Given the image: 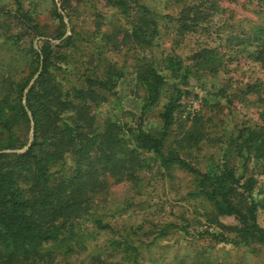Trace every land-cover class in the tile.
Wrapping results in <instances>:
<instances>
[{"label":"trees","instance_id":"obj_1","mask_svg":"<svg viewBox=\"0 0 264 264\" xmlns=\"http://www.w3.org/2000/svg\"><path fill=\"white\" fill-rule=\"evenodd\" d=\"M105 1L120 14L134 15L136 23L153 29L147 16H143L148 8L141 0ZM58 2L59 7L52 1L55 25L51 30H44L28 9H0V23L9 18L5 38L19 52L30 56V73L20 80L5 82L0 90V264H52L54 253L44 245L70 240L75 221L89 213L95 196L109 193L117 184L139 181V172L146 167L139 147L152 153L160 167H176L194 178L197 195L209 207L204 213L208 227L198 231L199 236H208L216 244L264 250V227L257 221L260 203L253 196L259 186L264 199V178L247 172L245 167L252 153L264 154V126L242 124L237 129L234 149L243 160L240 167L233 165L223 152L217 163L202 171L194 165L191 153L202 147L207 120L197 113L179 123L175 117L191 76L224 72V58L216 48L204 47L193 52L189 64L166 55L163 67L168 76L152 58L139 57L133 66L140 91L139 111L126 122L107 120L99 128L92 110L113 95L125 69L98 56L87 62L88 67L94 65L87 72L82 71L81 80L64 89L50 72L57 65V49L67 45L74 32L70 28L66 34V0ZM169 2L178 8L175 16L167 18L175 22L180 38L197 28L208 29L217 9L216 0ZM100 27L98 24L96 31ZM132 35L133 39L125 27L119 26L103 33L101 38L103 44L114 50L120 46L133 49L129 43L138 39L133 31ZM100 47L96 45L92 50L98 54ZM252 59L264 69V40ZM168 78L179 85L174 83L173 95L158 113L159 133L152 134L148 132L147 112L159 104ZM254 84L264 89L263 82ZM260 101L264 115V96ZM175 125L178 130L169 141ZM132 136L142 139L140 146H132ZM55 165L59 166L56 176L51 171ZM224 218L231 219L230 224L224 223ZM97 224L105 227L100 221ZM174 226L166 224L159 235H165ZM89 263L102 261L97 255Z\"/></svg>","mask_w":264,"mask_h":264},{"label":"rangeland","instance_id":"obj_2","mask_svg":"<svg viewBox=\"0 0 264 264\" xmlns=\"http://www.w3.org/2000/svg\"><path fill=\"white\" fill-rule=\"evenodd\" d=\"M52 1L0 0V9L14 11L18 6L28 9L44 30H51L55 25ZM54 1L59 7L61 1ZM216 2L217 9L208 29L197 28L180 38L175 22L167 18V15L175 16L178 10L169 0H141L148 8L143 16H147L153 29L136 23L134 15L120 14L105 0H66V34L70 33V28L74 34L67 45L57 49L54 59L57 65L50 73L64 89H69L81 80L82 71L87 72L94 65L88 67L87 62L98 56L123 66L125 75L113 95L92 110L96 125L102 128L107 120L126 122L139 111L140 91L133 73L139 57L152 58L156 67L168 76L163 67L166 55L176 56L189 64L193 52L204 47L216 48L224 58V72L191 76L185 88L188 92L175 117L179 123L197 113L207 120L202 147L191 153L197 168L207 170L208 166L217 163L223 152L233 165L240 167L243 160L237 157L234 149L237 129L242 124L264 126L263 103L260 101L264 89L254 84L264 83V69L252 59L264 40V0ZM8 22L9 18L0 23V90L5 82L20 80L30 73V56L19 52L5 38ZM98 24L101 27L96 31ZM119 26L125 27L131 38L134 37L132 31L136 35L138 40L134 38L129 43L133 49L120 46L114 50L103 44L101 35ZM51 43L56 42L51 40ZM96 45H101L98 54L92 50ZM174 83L179 85L176 80L167 79L159 104L147 112L148 132L152 134L160 131L158 113L173 95ZM177 130L175 125L169 141ZM130 141L132 146H140L142 139L132 136ZM139 151L146 163L139 172V181L117 184L109 193L95 196L89 213L75 221L70 240L44 245L46 250L54 253L52 264H90L89 259L97 255L102 261L98 264H264V250L255 246L216 244L208 236H199L198 231L208 227L204 213L209 207L197 195L194 178L176 167L162 168L152 153L141 147ZM245 167L247 172L264 178V154L255 156L252 153ZM58 170L57 165L51 168L54 176L59 174ZM258 187L253 196L260 203L257 221L264 227V199ZM97 221L105 227H99ZM222 221L230 224L231 219ZM169 223L175 226L160 236L161 229Z\"/></svg>","mask_w":264,"mask_h":264},{"label":"water","instance_id":"obj_3","mask_svg":"<svg viewBox=\"0 0 264 264\" xmlns=\"http://www.w3.org/2000/svg\"><path fill=\"white\" fill-rule=\"evenodd\" d=\"M41 69V66H40V68H39V70ZM39 72V71H38Z\"/></svg>","mask_w":264,"mask_h":264}]
</instances>
